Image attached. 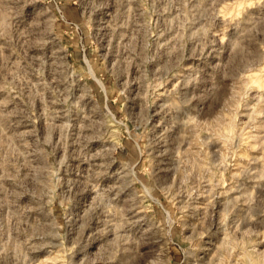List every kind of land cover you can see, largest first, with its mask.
Returning a JSON list of instances; mask_svg holds the SVG:
<instances>
[{
    "label": "rangeland",
    "instance_id": "rangeland-1",
    "mask_svg": "<svg viewBox=\"0 0 264 264\" xmlns=\"http://www.w3.org/2000/svg\"><path fill=\"white\" fill-rule=\"evenodd\" d=\"M0 264H264V0H0Z\"/></svg>",
    "mask_w": 264,
    "mask_h": 264
},
{
    "label": "bare ground",
    "instance_id": "bare-ground-1",
    "mask_svg": "<svg viewBox=\"0 0 264 264\" xmlns=\"http://www.w3.org/2000/svg\"><path fill=\"white\" fill-rule=\"evenodd\" d=\"M87 64H88V68H89V71L91 72V74H92V76L93 77H96V74H95V72L93 71V69H92V67L90 66V64L87 62ZM101 84V86L103 87V85H102V83H100ZM110 112V111H109ZM111 113V112H110ZM111 115L112 116H114L112 113H111ZM133 175V174H132Z\"/></svg>",
    "mask_w": 264,
    "mask_h": 264
}]
</instances>
